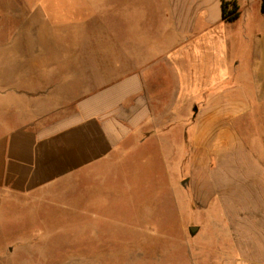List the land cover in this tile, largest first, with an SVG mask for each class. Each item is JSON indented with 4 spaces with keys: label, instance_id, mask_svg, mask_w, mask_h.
Masks as SVG:
<instances>
[{
    "label": "crops",
    "instance_id": "crops-1",
    "mask_svg": "<svg viewBox=\"0 0 264 264\" xmlns=\"http://www.w3.org/2000/svg\"><path fill=\"white\" fill-rule=\"evenodd\" d=\"M232 1L228 22L222 0H0V203L170 143L214 208V264H264V14Z\"/></svg>",
    "mask_w": 264,
    "mask_h": 264
},
{
    "label": "rangeland",
    "instance_id": "rangeland-1",
    "mask_svg": "<svg viewBox=\"0 0 264 264\" xmlns=\"http://www.w3.org/2000/svg\"><path fill=\"white\" fill-rule=\"evenodd\" d=\"M70 33L75 41L83 35ZM90 52L107 68L114 63L113 46ZM169 144L161 152L145 143L126 159L114 157L60 185L52 201L4 200L0 264H214V208L197 198V188L206 187L198 185L195 160L190 154L183 160L184 152L169 151ZM186 150L194 151L189 141ZM189 227L198 230L190 235Z\"/></svg>",
    "mask_w": 264,
    "mask_h": 264
},
{
    "label": "trees",
    "instance_id": "trees-1",
    "mask_svg": "<svg viewBox=\"0 0 264 264\" xmlns=\"http://www.w3.org/2000/svg\"><path fill=\"white\" fill-rule=\"evenodd\" d=\"M261 12L264 14V0L261 1ZM239 16L237 4L232 0H222V17L225 21L232 22Z\"/></svg>",
    "mask_w": 264,
    "mask_h": 264
},
{
    "label": "water",
    "instance_id": "water-1",
    "mask_svg": "<svg viewBox=\"0 0 264 264\" xmlns=\"http://www.w3.org/2000/svg\"><path fill=\"white\" fill-rule=\"evenodd\" d=\"M197 230H198L197 227H189L190 235H194V234L196 233Z\"/></svg>",
    "mask_w": 264,
    "mask_h": 264
}]
</instances>
